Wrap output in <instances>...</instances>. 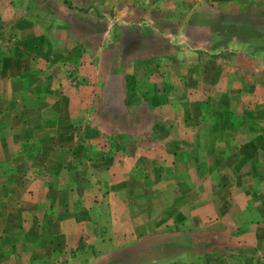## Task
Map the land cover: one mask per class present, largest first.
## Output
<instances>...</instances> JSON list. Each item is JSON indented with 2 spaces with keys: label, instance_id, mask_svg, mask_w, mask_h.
I'll use <instances>...</instances> for the list:
<instances>
[{
  "label": "crops",
  "instance_id": "crops-1",
  "mask_svg": "<svg viewBox=\"0 0 264 264\" xmlns=\"http://www.w3.org/2000/svg\"><path fill=\"white\" fill-rule=\"evenodd\" d=\"M91 1L72 0L68 30L75 19L84 30L92 12L108 7L119 10L112 23L131 26L168 6ZM14 9L0 3V32L15 38L0 54V264H264V93L249 97L220 74L172 84L153 66V52L135 49L96 86L99 95L117 90L114 106L126 108L129 121L145 105L146 121L95 137L85 126L90 118L74 108L94 99L89 93L97 90L83 73L97 71L78 52L82 66L61 72L62 61L75 60L71 48L47 51L35 24ZM103 18L96 19L106 26ZM139 64L143 83L134 81ZM119 117L114 110L110 119ZM175 234L200 235L211 259L179 252L170 258L174 248L154 247ZM222 242L225 250L214 245ZM236 247L254 248L258 258Z\"/></svg>",
  "mask_w": 264,
  "mask_h": 264
},
{
  "label": "rangeland",
  "instance_id": "rangeland-1",
  "mask_svg": "<svg viewBox=\"0 0 264 264\" xmlns=\"http://www.w3.org/2000/svg\"><path fill=\"white\" fill-rule=\"evenodd\" d=\"M167 1L165 3L166 0H164L165 4H163L168 5L167 8L161 6L163 9H159L152 19L142 18L141 23L135 25L121 26L112 23L119 16V13L117 14L119 10L114 11L108 7V10L105 11L97 10L95 16L92 12L89 21L87 19L83 21V24H88V28L84 25V30L81 26H75L81 19H75L73 28H69L70 31L66 27L64 14L67 9L71 10L72 0H0V3L11 5L13 9L20 7L22 3L25 4L23 10L20 7L14 11L19 14L18 17L25 20L24 22L35 24L36 31L39 32L38 38L43 42L41 44L47 47V51L51 48L56 52H61L66 51V46L68 49L71 48L70 51L74 54L75 60L69 63L62 61L61 72L70 63V67L75 69L78 68L77 66H82V62H78V52L82 53V56H86L88 61L86 62L90 63L91 72L94 69L97 71L96 75L83 73L89 78L88 81L91 82L89 86L92 89L96 88L97 90L98 79L105 80L109 76L108 73L112 71L116 59L118 61L121 58L122 62L128 63L131 52H134L135 49L139 51L143 49L153 52L154 61L152 64L158 74L164 73L167 82L173 84L179 79L181 82V77L187 76V82H190L192 78H198L203 83L209 80L214 81L220 74L226 78V84L233 83L239 87L242 85V93L249 97L257 98L259 94L262 97V93H264V0ZM91 2H98V0ZM127 2H131V0ZM160 2L162 0H155V5ZM136 4L138 5V3ZM99 14L108 18H103L106 20V26L96 19L101 16ZM70 35L79 41L65 43L64 38ZM13 39L15 38L12 34L2 35L0 32V54L12 48ZM116 51L121 52L123 58L120 54L117 57ZM146 61H143V66L145 64L147 66ZM143 66L138 67V77H135L134 81L138 80L143 83L146 78L145 70L141 71ZM149 80L158 81L159 79L157 76H150ZM113 85L114 81L109 84L108 79L107 86ZM107 86L105 87L107 88ZM144 88L137 89V94L139 95ZM92 92L89 93V96L94 99L91 101L86 98L80 99V106L75 107L74 110L79 117L90 118L89 121L87 119L85 126L88 128L91 126L89 130L95 137H98L99 132L107 137L108 133L116 131V124L119 125L117 130L127 132L132 125L139 126L140 123H145L146 113L149 112L145 105L139 107L142 108L140 111L137 108L136 112L138 113H135V117H133L135 121H129L128 110L121 106H114L116 100H119L113 95L115 91L114 93L110 91L111 96L106 95L105 92H103L105 94L99 95L101 92L99 90ZM213 92L208 90L207 93L213 94ZM86 94L88 95V93ZM209 97L207 96L205 100H209ZM200 103H205V101ZM114 110L120 115L119 122H113L110 119ZM100 115H104L102 122H100ZM82 119L79 120L82 121ZM82 124L83 122H80L77 127L80 137L75 140L76 143L82 140ZM143 140L146 141L144 138ZM80 188H83V183ZM80 191L82 190L80 189ZM199 237L200 235L190 237L185 234H175L172 237L164 236L156 239L154 247L165 245L166 248L167 246L174 248L170 251L176 252L170 253V258L175 254L182 253L190 258L202 259V262H206L211 259L212 252L209 249L210 245L198 243ZM146 243L148 242L144 241V247H147ZM185 243L189 249L177 250L182 247L181 244ZM223 244L225 245V242L214 245L225 250ZM203 246L208 248L203 250ZM235 249L241 252L245 251L250 254L252 259L258 258V251H255L254 248L236 247ZM154 253L158 257L157 251ZM144 256L147 255L144 253Z\"/></svg>",
  "mask_w": 264,
  "mask_h": 264
}]
</instances>
